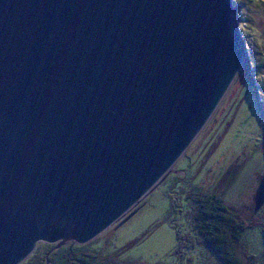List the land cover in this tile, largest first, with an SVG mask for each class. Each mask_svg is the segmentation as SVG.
Masks as SVG:
<instances>
[{
	"label": "water",
	"instance_id": "water-1",
	"mask_svg": "<svg viewBox=\"0 0 264 264\" xmlns=\"http://www.w3.org/2000/svg\"><path fill=\"white\" fill-rule=\"evenodd\" d=\"M237 15L232 0H0V264L135 213L248 62Z\"/></svg>",
	"mask_w": 264,
	"mask_h": 264
},
{
	"label": "rangeland",
	"instance_id": "rangeland-1",
	"mask_svg": "<svg viewBox=\"0 0 264 264\" xmlns=\"http://www.w3.org/2000/svg\"><path fill=\"white\" fill-rule=\"evenodd\" d=\"M236 5L248 62L242 64L171 173L121 225L110 227L84 245L67 242L62 247L92 244L94 250L112 261L114 258L113 264H216L212 251L198 243L188 193L197 188L218 193L242 218L252 216V196L264 173V123L259 113L263 103L257 100L258 109L251 87L264 80L260 60L264 57V7L261 0H239ZM252 54L254 59L250 61ZM257 232H247L251 238L247 245L253 254L259 253L256 249L261 245ZM47 245L38 243L20 264L28 260L51 264Z\"/></svg>",
	"mask_w": 264,
	"mask_h": 264
},
{
	"label": "trees",
	"instance_id": "trees-1",
	"mask_svg": "<svg viewBox=\"0 0 264 264\" xmlns=\"http://www.w3.org/2000/svg\"><path fill=\"white\" fill-rule=\"evenodd\" d=\"M232 1L233 4L239 3V0ZM261 1L264 7V0ZM249 58L250 61L254 59L253 54ZM260 60L264 66V57ZM251 87L256 101L259 99L263 103L260 109L257 101L264 123V80L257 82L256 86L252 83ZM187 197L198 243L212 251L216 264H264V211L261 212L264 204L256 214H253L252 209V216L247 220L228 208V204L222 201L218 193L204 192L197 188L188 193ZM255 229L258 231L261 245L256 249L259 253L253 254L247 245L251 241L247 232ZM52 247L53 245H47L46 254ZM48 259L51 264H113L114 261V258L112 261L107 255L104 256L100 251L94 250L92 244L85 247H60L52 251ZM24 264L40 263L28 260Z\"/></svg>",
	"mask_w": 264,
	"mask_h": 264
}]
</instances>
